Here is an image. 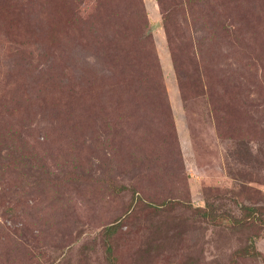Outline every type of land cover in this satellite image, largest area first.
<instances>
[{"label":"rangeland","instance_id":"374dc122","mask_svg":"<svg viewBox=\"0 0 264 264\" xmlns=\"http://www.w3.org/2000/svg\"><path fill=\"white\" fill-rule=\"evenodd\" d=\"M0 264H264V0H0Z\"/></svg>","mask_w":264,"mask_h":264},{"label":"trees","instance_id":"16d2710c","mask_svg":"<svg viewBox=\"0 0 264 264\" xmlns=\"http://www.w3.org/2000/svg\"><path fill=\"white\" fill-rule=\"evenodd\" d=\"M169 202H170V201H169ZM168 204H169V203H168ZM248 211H249L250 214L254 213V209H248ZM118 226H119V225L114 224V225H112V226H109V227L105 228V229L103 230V234L106 235L107 238L110 239V237H112L113 233L117 230Z\"/></svg>","mask_w":264,"mask_h":264}]
</instances>
